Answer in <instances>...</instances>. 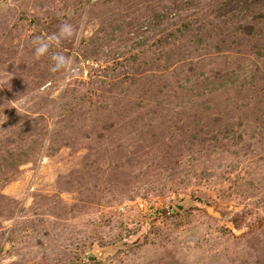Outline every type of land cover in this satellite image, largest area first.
<instances>
[{"label":"rangeland","instance_id":"obj_1","mask_svg":"<svg viewBox=\"0 0 264 264\" xmlns=\"http://www.w3.org/2000/svg\"><path fill=\"white\" fill-rule=\"evenodd\" d=\"M0 264H264V0H0Z\"/></svg>","mask_w":264,"mask_h":264},{"label":"clouds","instance_id":"obj_2","mask_svg":"<svg viewBox=\"0 0 264 264\" xmlns=\"http://www.w3.org/2000/svg\"><path fill=\"white\" fill-rule=\"evenodd\" d=\"M73 29L71 25L68 24H62L60 26L59 35H53L47 39V41L44 40L42 37H37L34 41L35 43H38L39 46L35 48V54L37 56H43L45 55L49 47L51 46L52 42H59L61 38L70 37L72 35ZM52 59L55 61L54 66L51 68V71L57 72L61 69H67L71 66L72 61L70 58L66 57L63 54L57 53L53 55Z\"/></svg>","mask_w":264,"mask_h":264}]
</instances>
